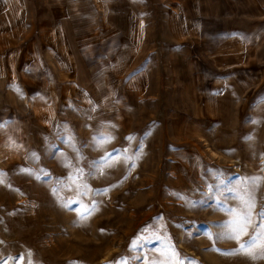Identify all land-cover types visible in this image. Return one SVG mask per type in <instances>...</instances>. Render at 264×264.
<instances>
[{
    "label": "rangeland",
    "instance_id": "1",
    "mask_svg": "<svg viewBox=\"0 0 264 264\" xmlns=\"http://www.w3.org/2000/svg\"><path fill=\"white\" fill-rule=\"evenodd\" d=\"M138 2L145 45L118 76L79 57L15 75L0 53V264H264L223 254L264 213V15ZM249 200L247 235L223 238Z\"/></svg>",
    "mask_w": 264,
    "mask_h": 264
},
{
    "label": "crops",
    "instance_id": "2",
    "mask_svg": "<svg viewBox=\"0 0 264 264\" xmlns=\"http://www.w3.org/2000/svg\"><path fill=\"white\" fill-rule=\"evenodd\" d=\"M174 1V14L179 18L183 0ZM251 1L261 20L264 0ZM139 11L138 0H0V53L9 57L15 53V75L48 77L44 63L55 59L62 76L67 71L69 78L71 58L74 62L79 57L94 65L105 63L108 72L118 76V63L124 61L121 50L145 45L146 24ZM6 76L7 72L0 73ZM135 76L146 77L138 72L130 78ZM32 85L36 88L37 81ZM46 86L42 81L36 94L48 92Z\"/></svg>",
    "mask_w": 264,
    "mask_h": 264
},
{
    "label": "snow or ice",
    "instance_id": "3",
    "mask_svg": "<svg viewBox=\"0 0 264 264\" xmlns=\"http://www.w3.org/2000/svg\"><path fill=\"white\" fill-rule=\"evenodd\" d=\"M255 183V181H253ZM249 212L247 215L240 217L237 220H234L232 223L234 227L230 232L225 233L223 238L240 241L241 236L247 235L248 227L252 224L251 220V209L255 207L254 201H246ZM261 223L259 229L254 232V234L244 243H239V246L236 250L232 252L223 253L225 255H240L246 254L251 255L253 258H256L254 255V250L259 251L261 254H264V213L260 214Z\"/></svg>",
    "mask_w": 264,
    "mask_h": 264
}]
</instances>
